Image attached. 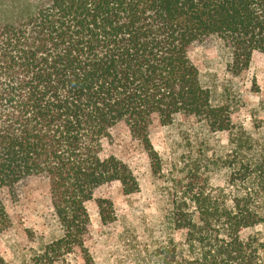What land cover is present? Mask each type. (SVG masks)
<instances>
[{
  "label": "trees",
  "instance_id": "obj_1",
  "mask_svg": "<svg viewBox=\"0 0 264 264\" xmlns=\"http://www.w3.org/2000/svg\"><path fill=\"white\" fill-rule=\"evenodd\" d=\"M0 12V190L46 181L60 231L31 264L71 254L94 264L85 203L109 182L123 195L139 188L125 163L102 156L103 142L124 124L156 174L148 129L177 118L227 133L237 168L228 163V191L192 180L175 189L163 237L129 244L128 263L264 264V148L234 133L226 102H213L188 56L216 39L227 71L246 70L264 56V0H10ZM97 208L101 223L113 220L109 202ZM9 226L0 200V233Z\"/></svg>",
  "mask_w": 264,
  "mask_h": 264
},
{
  "label": "rangeland",
  "instance_id": "obj_2",
  "mask_svg": "<svg viewBox=\"0 0 264 264\" xmlns=\"http://www.w3.org/2000/svg\"><path fill=\"white\" fill-rule=\"evenodd\" d=\"M9 2L0 0V10ZM188 56L213 102H226L234 133L242 132L250 137L254 148H264V105L258 104L264 94V56L254 53L248 68L237 76L227 71L225 50L216 39L193 46ZM254 86L258 92L253 91ZM110 136L103 142L102 156L113 155L125 163L139 188L134 194L123 195L118 182H109L95 190L85 203L90 220L85 245L94 264H130L126 259L129 244L140 247L163 237L160 220L175 189L192 180L197 186L205 182L207 187L228 191V163L237 168L238 158L227 133L208 132L193 118H177L165 126L153 121L150 125L147 138L160 161L156 174L124 124L115 126ZM195 169L199 175L194 174ZM0 200L10 219L9 228L0 233V256L7 264H31L34 256L60 235L50 206L48 183L37 178L22 181L11 191L0 190ZM99 200L111 204V222L101 223ZM250 232L244 231L243 235ZM54 264L83 263L78 254H71Z\"/></svg>",
  "mask_w": 264,
  "mask_h": 264
}]
</instances>
